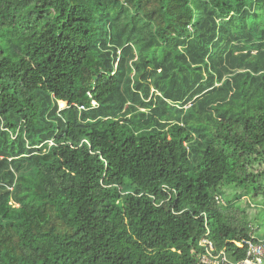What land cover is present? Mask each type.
Returning <instances> with one entry per match:
<instances>
[{
	"label": "trees",
	"instance_id": "obj_1",
	"mask_svg": "<svg viewBox=\"0 0 264 264\" xmlns=\"http://www.w3.org/2000/svg\"><path fill=\"white\" fill-rule=\"evenodd\" d=\"M259 198L264 0H0V264L242 262Z\"/></svg>",
	"mask_w": 264,
	"mask_h": 264
},
{
	"label": "built area",
	"instance_id": "obj_2",
	"mask_svg": "<svg viewBox=\"0 0 264 264\" xmlns=\"http://www.w3.org/2000/svg\"><path fill=\"white\" fill-rule=\"evenodd\" d=\"M61 108L65 107V104H60ZM239 248H244V245L248 246L247 259L242 262H230L226 255L221 252L218 255L214 254V244L207 236L203 237L198 247L204 249V253L200 255V262L202 264H264V246L257 245L251 242L236 244Z\"/></svg>",
	"mask_w": 264,
	"mask_h": 264
},
{
	"label": "rangeland",
	"instance_id": "obj_3",
	"mask_svg": "<svg viewBox=\"0 0 264 264\" xmlns=\"http://www.w3.org/2000/svg\"><path fill=\"white\" fill-rule=\"evenodd\" d=\"M254 212L259 214V222L256 225L255 237L259 240H264V198H259L251 205Z\"/></svg>",
	"mask_w": 264,
	"mask_h": 264
}]
</instances>
